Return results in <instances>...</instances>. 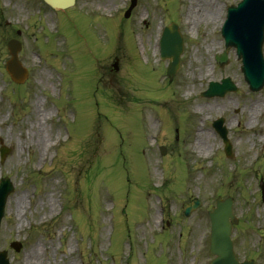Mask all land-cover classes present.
I'll return each mask as SVG.
<instances>
[{
    "label": "rangeland",
    "instance_id": "obj_1",
    "mask_svg": "<svg viewBox=\"0 0 264 264\" xmlns=\"http://www.w3.org/2000/svg\"><path fill=\"white\" fill-rule=\"evenodd\" d=\"M239 1L136 0L126 19L130 0H76L62 12L42 0H0V149H9L0 177L14 186L0 251L10 264H25L33 250L40 264H209L207 213L217 196L233 199L238 260L264 264V87L248 90L233 49L226 65L214 60L226 8ZM210 5L219 27L187 21L189 7L197 14ZM171 23L184 53L168 82L159 38ZM9 40L21 43L22 85L5 70ZM224 77L237 92L201 96ZM220 117L232 158L211 126ZM199 129L210 136L207 156L194 149ZM195 198L201 206L185 217Z\"/></svg>",
    "mask_w": 264,
    "mask_h": 264
},
{
    "label": "water",
    "instance_id": "obj_2",
    "mask_svg": "<svg viewBox=\"0 0 264 264\" xmlns=\"http://www.w3.org/2000/svg\"><path fill=\"white\" fill-rule=\"evenodd\" d=\"M54 10H63L74 4V0H43ZM135 5V0L125 14L128 17L131 9ZM264 34V0H242L236 7L232 6L228 10L227 20L222 28V35L225 39V51L216 56V62L222 66L227 62V50L230 47L236 49V55L241 60V71L249 89L253 92L259 91L264 86V58L262 53V43ZM161 57L170 59L167 67V75L171 79L178 67L179 58L182 53L183 43L177 28L166 27L163 30L160 41ZM10 60L6 64V71L11 79L21 84L28 77L27 70L18 61L20 44L17 41L8 43ZM115 70L117 63L113 64ZM236 91L235 84L226 78L220 83H209L208 90L203 93L205 97H223L227 92ZM223 120L213 122V126L224 141L225 153L230 156L231 146L226 138V130L222 126ZM7 149H2V157L7 153ZM13 187L8 179H3L0 183V221L3 216L4 206L7 196L12 192ZM264 201V188L262 187ZM232 199H218L215 207L209 212L210 235L209 253L214 256L210 264H253L252 261L239 263L233 252L231 240L232 228L238 220L232 213ZM200 206V202L194 200L191 206H185V215L188 216L192 210ZM11 247L19 251L21 245L12 243ZM0 264H8L5 252H0Z\"/></svg>",
    "mask_w": 264,
    "mask_h": 264
},
{
    "label": "bare ground",
    "instance_id": "obj_3",
    "mask_svg": "<svg viewBox=\"0 0 264 264\" xmlns=\"http://www.w3.org/2000/svg\"><path fill=\"white\" fill-rule=\"evenodd\" d=\"M212 5V3H211ZM208 7L210 9V11L205 10V12L202 13V11L197 12V14L192 13V6L189 7L188 9V16H187V21L190 22V24H194L197 23L196 21L199 22H203V23H212L213 24V28H217L220 26L221 24V19L217 18L216 16L218 15L215 7L213 8V6ZM190 14V15H189ZM218 19V20H217ZM196 25V24H194ZM207 52L212 51L213 49L216 48V45L211 41L209 43V45H206L204 47ZM198 61V59H196ZM197 73V79L200 80L201 78L206 77L207 75H209V70H208V66L204 69H196ZM189 93V90L187 91V94ZM258 106H256L255 103H252L249 106V116L252 117L256 111H257ZM209 110V108H205L202 106H199L196 108V111L202 114H205L206 111ZM36 115H39V112H36ZM210 140V136L209 134L202 130L199 129L196 133V139H195V143H194V149L195 151L199 154V155H203V156H207L209 151L211 150V145L209 143ZM15 214L16 216H20L22 210V201L20 198H17V200L15 201ZM24 263L25 264H40L39 259L36 256L35 251L33 250L32 252H30L29 254H27V256L24 259Z\"/></svg>",
    "mask_w": 264,
    "mask_h": 264
}]
</instances>
